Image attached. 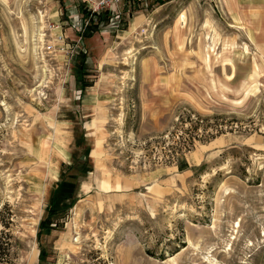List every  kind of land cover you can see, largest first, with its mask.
<instances>
[{
    "label": "rangeland",
    "instance_id": "374dc122",
    "mask_svg": "<svg viewBox=\"0 0 264 264\" xmlns=\"http://www.w3.org/2000/svg\"><path fill=\"white\" fill-rule=\"evenodd\" d=\"M89 4L0 0L2 264H264V0Z\"/></svg>",
    "mask_w": 264,
    "mask_h": 264
},
{
    "label": "trees",
    "instance_id": "16d2710c",
    "mask_svg": "<svg viewBox=\"0 0 264 264\" xmlns=\"http://www.w3.org/2000/svg\"><path fill=\"white\" fill-rule=\"evenodd\" d=\"M157 1H163V0H157ZM78 68H79V72H80V74H84L83 73V67L82 66H78ZM79 82H80V87L81 88H84L86 85H88V84H86L84 81H83V79H79ZM84 82V83H83ZM74 167L72 166V165H66L65 167H64V169H63V172L65 173H67V172H70L69 174L71 175H73V182L72 183H76V181H77V178L78 177H80V176H86L87 175V172H88V170L87 169H84L83 170V172L82 173H78V172H75L74 170H72ZM63 172H62V174H63ZM65 173V174H66ZM70 175H63V176H65V182H68L67 180H72V178L70 177ZM71 179H70V178ZM63 192H67V191H63ZM67 194H68V192H67ZM55 194H53L51 197H50V201H49V204L46 206V208H45V211H44V214H43V216L41 217V219H40V222H39V225H38V227H37V229H36V236H37V239H38V245H39V248H40V253H39V256H40V259H39V262H38V264H44L45 262H43L42 261V259H41V257H42V255L44 254V244L42 243V236H43V234H44V232H45V230H48V229H52V227H51V223H55V225L57 226V220H58V217H57V215L60 213V209H58V210H56L55 208H54V203H55V200H56V198H55ZM59 198H61V199H64V200H66V199H72L73 198V195L72 194H68V195H66V194H63L62 196H60ZM72 203V202H71ZM7 248L6 247H3V245H1L0 244V264H2V262H7L8 261V258H6V256L5 255H7Z\"/></svg>",
    "mask_w": 264,
    "mask_h": 264
},
{
    "label": "built area",
    "instance_id": "2783aa9c",
    "mask_svg": "<svg viewBox=\"0 0 264 264\" xmlns=\"http://www.w3.org/2000/svg\"><path fill=\"white\" fill-rule=\"evenodd\" d=\"M121 0H88L89 7L94 10L108 9L116 12L117 4Z\"/></svg>",
    "mask_w": 264,
    "mask_h": 264
},
{
    "label": "crops",
    "instance_id": "0c3cea01",
    "mask_svg": "<svg viewBox=\"0 0 264 264\" xmlns=\"http://www.w3.org/2000/svg\"><path fill=\"white\" fill-rule=\"evenodd\" d=\"M82 184H84V185H85L86 183H82ZM82 184H81V185H82ZM84 185H83V186H84ZM79 187H80V183L77 185L76 189H77V190H79ZM116 187H119V184H118V185H116ZM108 188H110V186H109V185H108ZM74 196H75V197L77 196V192L74 194Z\"/></svg>",
    "mask_w": 264,
    "mask_h": 264
}]
</instances>
